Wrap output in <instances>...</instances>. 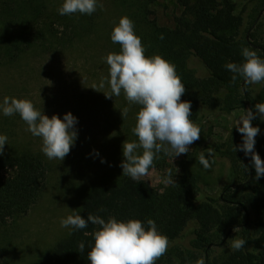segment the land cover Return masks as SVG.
Listing matches in <instances>:
<instances>
[{
	"label": "trees",
	"instance_id": "trees-1",
	"mask_svg": "<svg viewBox=\"0 0 264 264\" xmlns=\"http://www.w3.org/2000/svg\"><path fill=\"white\" fill-rule=\"evenodd\" d=\"M176 1L182 11L175 17L174 28L155 20L134 27L145 55L159 54L175 66L186 89L181 99L191 103L193 122L236 110L255 113L254 105L264 102V84L257 88L239 75L233 82L234 74L226 64L242 63L245 47L264 59L260 21L264 0H249L242 10L233 0ZM62 3L0 0V65L17 64L28 54H52L70 47L76 37L92 30L94 15L105 16L112 8V0H98L91 15H61ZM115 46L119 52L120 45ZM252 124L260 129L255 151L264 160V120L257 115ZM199 128L201 137L203 126ZM197 141L206 152L214 149L213 156L227 169L214 193L205 192L197 171L184 169L163 190L132 179L97 184L87 191L76 214L85 219L89 213L104 219L137 218L146 227L149 218L154 220L169 240L167 253L156 264H195L200 258L205 264H264V176L254 180L251 157L239 148L234 151V146L242 144V135L234 126L221 142ZM48 173V164L35 152L12 150L0 155V224L30 213L46 189ZM95 227L89 223L85 229L72 228L71 235L47 251L39 264H89L87 252L94 243L91 233ZM190 227L193 232L188 237ZM235 238L246 241L240 250L230 247ZM82 242L83 252L79 250ZM0 264H7L2 249Z\"/></svg>",
	"mask_w": 264,
	"mask_h": 264
},
{
	"label": "rangeland",
	"instance_id": "rangeland-1",
	"mask_svg": "<svg viewBox=\"0 0 264 264\" xmlns=\"http://www.w3.org/2000/svg\"><path fill=\"white\" fill-rule=\"evenodd\" d=\"M233 1L239 10L249 2ZM111 7L110 14L94 15L92 30L76 37L70 47L52 54H28L17 64L0 65V102L5 96L26 98L49 117L57 114L63 118L70 111L77 118V138L70 153L59 161L46 157L41 150V138L27 131L28 125L19 114L5 116L0 112V135L8 138L3 153L29 150L42 156L49 167L46 189L30 213L0 224V249L6 254L7 264H39L47 251L71 235L72 227H61L60 221L80 211L89 189L100 183H122L131 179L122 174L120 167L124 159L122 144L138 140L132 129L139 105L129 104L123 92L118 97L106 98L104 92L111 91L106 80L104 87H99L101 79L109 75L104 58L110 52H117L109 29L126 14L134 27L155 20L161 26L174 28L175 17L182 7L176 0H127L122 4L112 0ZM125 9L129 12L124 14ZM260 21L264 29L263 13ZM263 84L254 85L258 88ZM125 108L128 111L122 117ZM246 110H236L230 115L214 114L203 122H194L203 126L199 140L223 141L235 120ZM201 151L204 150L200 141H195L187 154L173 157L160 152L148 175L138 182L163 190L175 174L192 169L200 174L205 192L214 193L227 169L215 156H208L204 151L211 164L205 169L199 162ZM192 232L193 227H190L188 237Z\"/></svg>",
	"mask_w": 264,
	"mask_h": 264
},
{
	"label": "clouds",
	"instance_id": "clouds-1",
	"mask_svg": "<svg viewBox=\"0 0 264 264\" xmlns=\"http://www.w3.org/2000/svg\"><path fill=\"white\" fill-rule=\"evenodd\" d=\"M97 6L98 0H63L58 11L61 15L77 12L91 15ZM99 7L103 8V4ZM111 40L120 45V50L110 52L104 58L109 66V75L101 79L99 87L103 88L106 80L111 89L110 93L104 92L106 98L118 97L123 92L129 104L139 105L132 129L138 140L123 142L124 159L120 167L123 175L140 181L148 175L158 153L173 157L187 154L190 145L200 139V128L191 119V103L181 99L186 89L175 66L159 54L145 55L142 40L135 33L134 22L129 17L119 18L118 24L113 26ZM242 56V63L226 64L234 74L232 81L235 82L239 75L247 84L264 83V59L247 47L242 49ZM92 88L97 90L96 86ZM254 107L255 113L247 109L234 122L233 126L243 137L242 144L234 146V151L239 148L245 156L251 157L255 169L253 179L258 180L264 176V160L255 151V138L260 129L253 126L252 120L257 115L264 120V102H257ZM127 111L125 108L121 112L122 117ZM0 112L5 116L19 114L28 125L27 131L41 138V150L50 160L63 161L77 138V118L70 111L63 118L57 114L49 117L29 99L5 96L0 102ZM7 139L6 135H0V155ZM207 154L213 156L214 149L208 148ZM199 162L205 169L211 167L204 151L199 155ZM243 166L247 171L248 166ZM89 223L96 226L91 233L94 243L87 252L89 264H156L168 251V237L158 231L155 221L150 218L147 227L137 218L118 220L109 216L104 219L91 213L86 219L74 214L60 221L61 227L74 229H85ZM245 244L244 239L235 238L231 240L230 247L240 250ZM84 248V243H80L79 250L83 252ZM186 264L192 262L186 261ZM195 264H205V260L200 258Z\"/></svg>",
	"mask_w": 264,
	"mask_h": 264
}]
</instances>
